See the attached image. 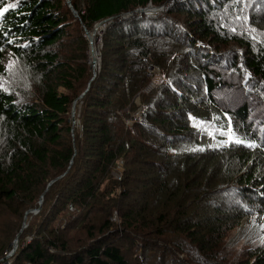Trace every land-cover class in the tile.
Returning a JSON list of instances; mask_svg holds the SVG:
<instances>
[{"label":"trees","instance_id":"1","mask_svg":"<svg viewBox=\"0 0 264 264\" xmlns=\"http://www.w3.org/2000/svg\"><path fill=\"white\" fill-rule=\"evenodd\" d=\"M8 5L0 210L19 229L26 211L39 219L6 263L127 264L114 243L131 239L156 264H264V243H224L264 212V0ZM149 5L161 8L136 11ZM100 21L96 70L85 31Z\"/></svg>","mask_w":264,"mask_h":264},{"label":"rangeland","instance_id":"2","mask_svg":"<svg viewBox=\"0 0 264 264\" xmlns=\"http://www.w3.org/2000/svg\"><path fill=\"white\" fill-rule=\"evenodd\" d=\"M91 32L92 31H90V38L92 36ZM102 32H103V29L98 31L93 37V39H94L93 44H94V47L96 50V59L94 58V60L97 61L95 64L96 70L98 68V58H100V48H101L100 36H101ZM92 60H93V58L90 57V52H89L87 62L90 66L92 65L91 64ZM150 72H152L151 73L152 80L155 82L156 78H159V75H158L159 70L154 67V68L150 69ZM151 83L154 86V83L152 81H151ZM74 103H75V101L73 102V106H74ZM73 106L71 108V112L74 109ZM77 115L78 114H77L76 109H74L73 115H71V113L69 114L70 121L72 122L74 127L77 125V120H76ZM69 135L71 136V133H69ZM49 184H50V182H49ZM49 184H48V186H49ZM41 198H42V195H40V197L37 199V201H40ZM31 216L26 217V220H25L26 226L24 229L20 228L21 229V231H20L19 224H18L19 220H18L17 216L15 217V215L13 214L12 211L8 212L5 209L0 210V256L2 254L1 250L3 252L10 245H11L10 248H12V243L16 237V234L19 231H20L19 236L23 234V235H25L24 236L25 240L30 239V235H28V234L26 235V232L28 233L31 231L28 229L29 227L28 228H26V227L29 223L31 224V226H32V224H36V222L39 219V216L36 214L33 217H31ZM23 218L24 217H22L20 219L21 222H22ZM17 224H18V228H17ZM22 224H23V222L21 223V225ZM262 225H264V212L263 213H261V212L260 213H254V214L245 216L241 220L240 224L237 227L233 228L231 231L228 232V234L226 235V237L224 239L225 245L228 248H240V247H248V246L263 244L264 243V227H262ZM81 234L82 233H80L79 235H81ZM19 236H18V239L20 240ZM117 238H118V236L112 235L110 239L112 241H116V240H118ZM119 238L121 240H123L124 236L121 235V236H119ZM17 244H18V241H17ZM114 244L119 246V248L121 249V252L123 253L125 259L128 262L127 264H133L135 261L141 262L143 260L144 261L146 260L147 262L150 261L149 264H156L157 263L158 257L156 260H155V258L150 259V256L149 257L147 256L144 258V255L142 254L141 250L138 248V247H142V246H140V243H138V242L132 243L131 239H128V240H123L122 242H120L118 240ZM8 253H9V251H7L3 254H5V256L7 257ZM3 260L4 259H1V257H0V261H1L0 264L2 262L6 263V261L5 260L3 261Z\"/></svg>","mask_w":264,"mask_h":264},{"label":"water","instance_id":"3","mask_svg":"<svg viewBox=\"0 0 264 264\" xmlns=\"http://www.w3.org/2000/svg\"><path fill=\"white\" fill-rule=\"evenodd\" d=\"M65 2L67 3L68 7L71 9V11L73 12V14H76L75 9H74V8L72 7V5H71V0H65ZM160 8H161V7H156V6H153V5H149V6H147V7H143V8L139 7V8L136 9V11H138V12H144V13H146V14H150V13H152V12L157 11V10L160 9ZM104 26H105L104 21H100V22L95 23L93 29L91 30V31H92V32H91V33H92V37H91V38H90V36H89V35H90V31H87V30L85 31L86 38H87L88 41H89V48H90V50H92V48H93V41H94L93 37H94V35H95L98 31L102 30ZM99 61H100V58H98V63H99ZM96 62H97L96 60H92V61H91L92 67H95ZM152 68H154V67H150V69H152ZM81 96H82V95H80L79 97H81ZM73 114H74V109H73L72 112H71V115H73ZM72 121H73V120H72ZM50 182H52V180H51ZM48 184H49V183H48ZM41 200H42V199H41ZM41 200L39 201V204L41 203ZM38 209H39V208H38ZM38 209H31V210H28V211L25 212V215H24V218H23V224H22V226H21V229L24 228V227L26 226V224H25L26 214H27L28 212L36 213V212L38 211ZM21 229H20V231H21ZM20 231L16 234V237H15L13 243H12V248H11V250H10L11 253H13V252L15 251V249L17 248V241H18V236H19V234H20Z\"/></svg>","mask_w":264,"mask_h":264},{"label":"snow or ice","instance_id":"4","mask_svg":"<svg viewBox=\"0 0 264 264\" xmlns=\"http://www.w3.org/2000/svg\"><path fill=\"white\" fill-rule=\"evenodd\" d=\"M15 6H16V5H8L6 8H0V14H3V13L7 10V8L15 7ZM8 43H12V41L9 40ZM12 65H13V62H12V61H9V64L6 66V71L10 70L11 67H12ZM2 87H3V85L0 84V88H2ZM189 119H190V120H195V118L192 117L191 115H189ZM200 123H203V122H200ZM229 140H232V136H229ZM235 142H236V143H244V142L241 141V140H236ZM262 227H264V225H262Z\"/></svg>","mask_w":264,"mask_h":264},{"label":"built area","instance_id":"5","mask_svg":"<svg viewBox=\"0 0 264 264\" xmlns=\"http://www.w3.org/2000/svg\"><path fill=\"white\" fill-rule=\"evenodd\" d=\"M153 87V84L150 82L149 85L146 87V89L144 91H148L149 89H151ZM136 102L138 103V100H136ZM116 172H113V176L116 178V179H119L120 178V171H121V162H119V164L117 165L116 167ZM12 256V253L10 252L9 250V253L7 254V261L6 262H9V259L11 258Z\"/></svg>","mask_w":264,"mask_h":264},{"label":"bare ground","instance_id":"6","mask_svg":"<svg viewBox=\"0 0 264 264\" xmlns=\"http://www.w3.org/2000/svg\"><path fill=\"white\" fill-rule=\"evenodd\" d=\"M90 36V35H89ZM92 37V36H91ZM94 49V50H93ZM90 57H92L93 58V60H94V58L96 59V50H95V47H94V44H93V48H92V50H90Z\"/></svg>","mask_w":264,"mask_h":264}]
</instances>
